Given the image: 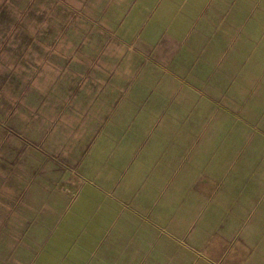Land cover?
<instances>
[{
    "label": "rangeland",
    "instance_id": "rangeland-1",
    "mask_svg": "<svg viewBox=\"0 0 264 264\" xmlns=\"http://www.w3.org/2000/svg\"><path fill=\"white\" fill-rule=\"evenodd\" d=\"M0 264H264V0H0Z\"/></svg>",
    "mask_w": 264,
    "mask_h": 264
}]
</instances>
